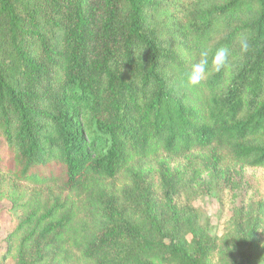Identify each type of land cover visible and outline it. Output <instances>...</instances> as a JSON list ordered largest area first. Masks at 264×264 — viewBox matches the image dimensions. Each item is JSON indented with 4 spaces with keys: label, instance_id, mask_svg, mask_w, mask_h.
I'll return each mask as SVG.
<instances>
[{
    "label": "trees",
    "instance_id": "trees-1",
    "mask_svg": "<svg viewBox=\"0 0 264 264\" xmlns=\"http://www.w3.org/2000/svg\"><path fill=\"white\" fill-rule=\"evenodd\" d=\"M211 149L264 168V0H0L4 260L264 264L263 204L236 223V248L158 204L202 173L179 161ZM21 184L65 195L40 201Z\"/></svg>",
    "mask_w": 264,
    "mask_h": 264
},
{
    "label": "rangeland",
    "instance_id": "rangeland-1",
    "mask_svg": "<svg viewBox=\"0 0 264 264\" xmlns=\"http://www.w3.org/2000/svg\"><path fill=\"white\" fill-rule=\"evenodd\" d=\"M97 5L93 4L89 12L93 13L98 8ZM214 153L213 149L196 151L194 156L191 155L192 158L181 159L179 165L183 168L191 172L196 167L202 173L179 193L166 195L161 192L158 204L167 211L176 207L184 218L195 216L199 225L208 227L212 238L220 245L236 231L237 222L248 223L258 214L259 207L264 205V168L243 166L226 151L218 154L219 159L214 160ZM177 164L172 163V172ZM125 182L126 178L119 176L114 184L117 188H122ZM9 183L12 181L2 180V187L7 191L13 188ZM17 187L19 193L28 196L32 194L40 201L50 200L56 194L65 195L57 186L50 188L21 184ZM18 209L17 213L22 212L20 207ZM12 212L11 200H0V264H15L11 259L4 260L1 251L4 240L12 231ZM229 238L234 248L242 245V241L234 240L231 236Z\"/></svg>",
    "mask_w": 264,
    "mask_h": 264
},
{
    "label": "clouds",
    "instance_id": "clouds-1",
    "mask_svg": "<svg viewBox=\"0 0 264 264\" xmlns=\"http://www.w3.org/2000/svg\"><path fill=\"white\" fill-rule=\"evenodd\" d=\"M242 48L244 51H247L248 44L246 42L242 43ZM202 56H206V53H201ZM228 51L227 49H220L213 58V63L216 66V69L219 70L227 62ZM207 61L201 60L200 63L193 65L192 72L188 76V83L190 85H196L201 80V74L205 71Z\"/></svg>",
    "mask_w": 264,
    "mask_h": 264
}]
</instances>
